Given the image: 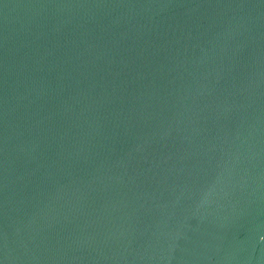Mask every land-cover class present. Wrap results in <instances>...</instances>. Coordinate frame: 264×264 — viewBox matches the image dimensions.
<instances>
[{
	"label": "water",
	"instance_id": "obj_1",
	"mask_svg": "<svg viewBox=\"0 0 264 264\" xmlns=\"http://www.w3.org/2000/svg\"><path fill=\"white\" fill-rule=\"evenodd\" d=\"M0 264H264V0H0Z\"/></svg>",
	"mask_w": 264,
	"mask_h": 264
}]
</instances>
